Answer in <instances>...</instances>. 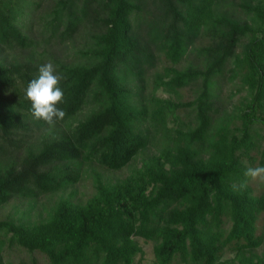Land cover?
<instances>
[{"label":"trees","instance_id":"trees-1","mask_svg":"<svg viewBox=\"0 0 264 264\" xmlns=\"http://www.w3.org/2000/svg\"><path fill=\"white\" fill-rule=\"evenodd\" d=\"M49 61L54 126L25 99ZM256 166L264 0H0V264H143L139 239L150 264H264Z\"/></svg>","mask_w":264,"mask_h":264},{"label":"clouds","instance_id":"clouds-1","mask_svg":"<svg viewBox=\"0 0 264 264\" xmlns=\"http://www.w3.org/2000/svg\"><path fill=\"white\" fill-rule=\"evenodd\" d=\"M64 79L57 72V66L49 61L38 69V76L32 79L25 90V99L31 103V115L37 121H43L49 126H54L57 121H62L66 112L58 107L63 102L64 91L59 86ZM244 176L245 182L240 184L243 189L247 181H264V166L248 167Z\"/></svg>","mask_w":264,"mask_h":264},{"label":"rangeland","instance_id":"rangeland-1","mask_svg":"<svg viewBox=\"0 0 264 264\" xmlns=\"http://www.w3.org/2000/svg\"><path fill=\"white\" fill-rule=\"evenodd\" d=\"M222 94H223V96L227 97V94H228L227 88H224L222 90ZM163 96H165V95H163ZM186 96H188V95L186 94ZM238 97L239 96H236L235 99H237ZM127 173H128V171L124 170L122 172L112 174V176L113 177H124L127 175ZM90 196H91V189H90V185H89L88 181L84 182V183H80L76 186V195H75L76 199H80V200H82V202H84ZM43 202H45V201H43ZM12 209H13L12 203L6 205L3 209L0 210V217H4ZM138 243L142 247L143 253H144V255L141 259L142 263L143 264L152 263V261L154 260L153 251H152V244L145 242L142 239H139ZM260 251H261V249L259 250V252ZM5 261H7L8 263H11V264H19L21 262H23L24 264H30V259H29L28 255H26L25 253H23L22 251H20L19 249H16V248H13L12 250L7 252V254L5 255Z\"/></svg>","mask_w":264,"mask_h":264}]
</instances>
